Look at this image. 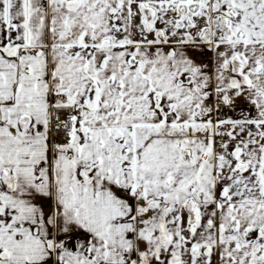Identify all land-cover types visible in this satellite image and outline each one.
I'll return each mask as SVG.
<instances>
[{"label": "snow or ice", "instance_id": "obj_1", "mask_svg": "<svg viewBox=\"0 0 264 264\" xmlns=\"http://www.w3.org/2000/svg\"><path fill=\"white\" fill-rule=\"evenodd\" d=\"M0 264H264V0H0Z\"/></svg>", "mask_w": 264, "mask_h": 264}]
</instances>
